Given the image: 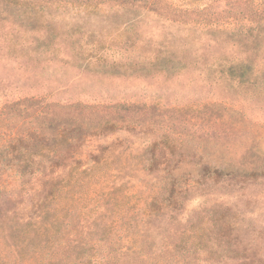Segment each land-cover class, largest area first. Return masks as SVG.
<instances>
[{
  "label": "rangeland",
  "instance_id": "rangeland-1",
  "mask_svg": "<svg viewBox=\"0 0 264 264\" xmlns=\"http://www.w3.org/2000/svg\"><path fill=\"white\" fill-rule=\"evenodd\" d=\"M252 10L251 20L234 15ZM254 76L264 79V0H0V106L28 96L95 104L234 145L253 131L264 136V84ZM9 119H0V142L11 133ZM169 131L140 126L93 137L107 148L104 167L55 197H46L52 185L13 184L0 168V248L9 243L5 223L24 218L33 223L25 235L11 229L19 234L10 256L21 257L17 264H35L32 249L59 226L56 235L72 241L59 252L74 261L87 244L117 248L136 237L146 254H114L110 264H264V176L183 182V207L156 213L145 234L122 219H141L163 192L165 174L147 170L146 149ZM192 225L210 229L213 242L175 257Z\"/></svg>",
  "mask_w": 264,
  "mask_h": 264
},
{
  "label": "trees",
  "instance_id": "trees-1",
  "mask_svg": "<svg viewBox=\"0 0 264 264\" xmlns=\"http://www.w3.org/2000/svg\"><path fill=\"white\" fill-rule=\"evenodd\" d=\"M199 12L202 16L203 10ZM253 12L252 10L251 15H248L235 11L234 15L239 16L236 17L239 19L251 20ZM257 82L264 84V79L259 80L254 76L252 83ZM46 101L42 97L28 96L0 106V119L10 118L8 122L11 123L10 135L4 142H0V168L8 167L10 178L15 180L13 184L52 185L46 197L57 196L58 188L74 184L86 174L104 167L108 156L107 148L91 144L93 137L121 129L136 131L140 126L153 129L157 125L170 130L155 139L146 149L147 170L162 171L165 174L163 192L152 195L149 209L141 219L134 214L122 217L123 220L128 219V223L132 224L138 233H147L146 227L151 225L154 215L159 211L167 207H183L182 201L180 202V184L183 182L202 184L209 178L264 176V136L258 132L253 131L252 139H248L246 143L218 144L210 137H200L196 133L190 135L182 124L161 117L154 119L150 115L147 119L137 121L112 112L106 113L100 108L101 105ZM147 108L158 111L150 105H144L142 110ZM177 127H182V130ZM186 158L193 162L192 167H185ZM85 163L88 165L85 166ZM34 192L39 193L40 190L36 189ZM128 207L130 210V206ZM12 220L9 219V223H5L2 228L3 240L9 243L0 248V264H17V261L21 260L18 256L10 257L19 248L15 236L21 233V236L25 235L26 228L33 224L24 218H17L13 222ZM13 226H16L15 230L20 232L19 234L11 230ZM53 228H48L49 235L44 238V243L40 244L42 246L36 244L32 249L35 264H110L114 254H146L135 237L132 244H123L117 248H109V245L92 247L87 244L84 249L85 257L74 261L59 252L63 245L72 242L70 234L59 238L60 235L56 234L62 228ZM209 232L210 229L206 232L204 228L192 225L189 231L184 232L180 246L183 252L174 256L189 257L198 254L204 245L213 242ZM10 238L14 241L10 242ZM93 244L95 245V241ZM20 248L23 249L24 245ZM20 251L21 249L19 253ZM155 254L160 256L157 252Z\"/></svg>",
  "mask_w": 264,
  "mask_h": 264
}]
</instances>
